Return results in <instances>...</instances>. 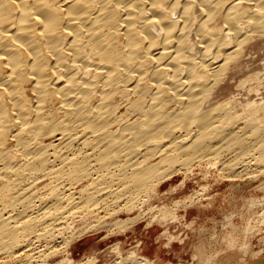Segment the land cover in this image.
Instances as JSON below:
<instances>
[{
	"label": "bare ground",
	"instance_id": "1",
	"mask_svg": "<svg viewBox=\"0 0 264 264\" xmlns=\"http://www.w3.org/2000/svg\"><path fill=\"white\" fill-rule=\"evenodd\" d=\"M261 40L264 0H0V264H96L71 242L172 175L263 173Z\"/></svg>",
	"mask_w": 264,
	"mask_h": 264
},
{
	"label": "rangeland",
	"instance_id": "2",
	"mask_svg": "<svg viewBox=\"0 0 264 264\" xmlns=\"http://www.w3.org/2000/svg\"><path fill=\"white\" fill-rule=\"evenodd\" d=\"M255 48L248 55L255 59L251 62L252 67L246 68L238 81L245 79L250 69L253 73L260 72L262 81L257 83L260 94H254L249 101L264 104V40L257 42ZM238 81H233L232 86L235 87ZM262 112L259 118L263 120L260 122L257 118V123L264 125ZM219 166H194L190 174L183 171L172 175L173 179L153 191L154 194L142 195L146 200L142 207L140 203V208L131 213L104 219L106 223L102 222L98 228L97 225L95 231L74 239L68 248V257H72V262H86L93 256L97 258L96 264H112L117 257L114 254L116 247L123 257L134 251L153 264H249L254 255L264 259V172L260 170L256 174L258 169L252 166L238 180L227 179L221 176ZM151 212L156 213V218ZM104 215L105 212L100 216ZM128 218L137 221L127 230L112 231L111 224ZM95 219H89L88 224L94 222L96 225ZM80 224L75 231L84 229L87 223L82 222V228ZM102 225L107 228L102 229ZM64 257L57 258L53 264H58Z\"/></svg>",
	"mask_w": 264,
	"mask_h": 264
}]
</instances>
